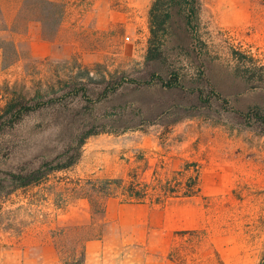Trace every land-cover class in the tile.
<instances>
[{
	"label": "rangeland",
	"instance_id": "374dc122",
	"mask_svg": "<svg viewBox=\"0 0 264 264\" xmlns=\"http://www.w3.org/2000/svg\"><path fill=\"white\" fill-rule=\"evenodd\" d=\"M154 1L4 0L0 109L15 95L138 76ZM200 1L207 78L235 110L264 114V0ZM160 36L198 81L174 36ZM196 102L125 88L93 111L51 108L10 131L0 140V264H264V129ZM86 123L117 133L90 137L75 166L15 188L10 172L57 156ZM129 125L139 127L121 131ZM111 180L122 187L106 199ZM130 184L145 197L126 200Z\"/></svg>",
	"mask_w": 264,
	"mask_h": 264
},
{
	"label": "trees",
	"instance_id": "16d2710c",
	"mask_svg": "<svg viewBox=\"0 0 264 264\" xmlns=\"http://www.w3.org/2000/svg\"><path fill=\"white\" fill-rule=\"evenodd\" d=\"M200 0H155L150 9V33L148 50L144 69L138 76L132 77L119 74L110 79H104L90 86L85 83H70L62 90L49 96H36L32 99L15 95L0 109V140L22 124L28 117L40 114L51 108L58 110L68 109L75 103L93 111L94 107L106 102L125 88H159L168 92H181L196 98V107L202 105L211 107L218 104L226 111L233 112L247 122H256L264 129V114L258 110L242 112L231 107L230 102L213 86L207 78V63L204 44L198 38L197 24ZM7 26L5 15L0 3V32ZM160 32L174 36L176 44L174 51L178 56L185 55L186 61L195 64L198 72V81L188 80L182 73L184 66L179 67L180 61L174 63L169 57V47L161 39ZM173 49V48H171ZM171 60V61H170ZM197 81V82H195ZM146 126L155 124L154 120H146ZM136 126H127L122 132L138 129ZM141 129V128H139ZM110 128H98L94 123H86L79 128L64 150L53 158H45L40 162L30 161L10 172L9 180L16 189L29 188L43 183L48 176L56 171L67 170L75 166L82 155L85 142L99 133H117ZM105 198L115 197L114 185L121 188L122 180H111L107 183ZM126 200L139 201L145 196L141 189L136 190L135 184L122 188L120 193ZM102 217L104 213L102 211Z\"/></svg>",
	"mask_w": 264,
	"mask_h": 264
},
{
	"label": "crops",
	"instance_id": "0c3cea01",
	"mask_svg": "<svg viewBox=\"0 0 264 264\" xmlns=\"http://www.w3.org/2000/svg\"><path fill=\"white\" fill-rule=\"evenodd\" d=\"M0 3H1V7L3 9L4 15H5L4 0H0ZM5 19H6V15H5ZM6 23H7V21H6ZM110 198H112V197H110ZM97 245L98 244H91V246L90 245L89 246H86V248H87L88 251H91L92 252V248L96 247Z\"/></svg>",
	"mask_w": 264,
	"mask_h": 264
}]
</instances>
